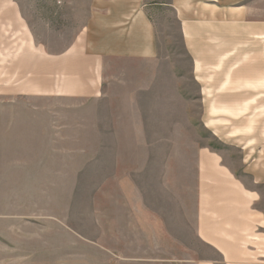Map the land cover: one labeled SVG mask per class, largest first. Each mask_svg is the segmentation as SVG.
I'll use <instances>...</instances> for the list:
<instances>
[{
  "label": "rangeland",
  "instance_id": "obj_1",
  "mask_svg": "<svg viewBox=\"0 0 264 264\" xmlns=\"http://www.w3.org/2000/svg\"><path fill=\"white\" fill-rule=\"evenodd\" d=\"M3 1L9 7L0 8V264H173L166 260L177 258L189 264L190 258H218L196 236L200 160L204 150L222 159L246 189L262 195L258 207L264 211V39L256 45L259 70L246 69L251 45L238 48L234 41L226 47L220 40H214L212 55L202 56L213 69L196 70L183 24L171 7L156 6L159 81L166 86L148 98L149 109H159V118L150 113L145 119L143 139L150 149L102 152L97 165L80 167L78 144L61 141L78 136L58 133L59 122L47 114L61 103L25 94L30 65L41 82L55 65L53 57L72 52L67 57L75 62L92 0ZM10 9L19 15L3 14ZM260 10L263 29L264 0ZM29 43L36 48L31 64L24 53ZM129 175L143 191L144 205L165 219L160 226L170 235L174 227L180 247L152 223L143 239L140 230L128 231ZM131 234L138 238L131 240Z\"/></svg>",
  "mask_w": 264,
  "mask_h": 264
},
{
  "label": "crops",
  "instance_id": "obj_2",
  "mask_svg": "<svg viewBox=\"0 0 264 264\" xmlns=\"http://www.w3.org/2000/svg\"><path fill=\"white\" fill-rule=\"evenodd\" d=\"M6 5L0 0V8ZM158 5L171 7L183 24L188 52L195 58L196 70L197 65L199 70L213 69L203 63L202 56L212 55L214 40H220L226 47L228 42L234 41L238 48L251 45L250 66L246 69H260L256 45L264 39L261 0H170L166 3L161 0H92L89 20L76 39L75 62L73 56L67 57L70 52L53 57L55 65L44 73L45 81L41 82L36 80L37 70L30 65L28 94H25L61 103L59 111L47 114L59 122L58 133L71 130L78 136L61 141L78 144L75 150L80 151V167L97 165L104 158L102 152L150 149L143 139L147 133L145 119L150 113L159 118V109L150 110L148 98L157 88L166 86L165 81H159L160 48L154 19ZM17 13V9H10L3 14L16 17ZM29 45L24 53L31 64L36 48L32 43ZM177 82L179 95L180 81ZM70 115L76 118V123H68ZM86 152L94 153L88 156ZM204 153L200 160L198 209L194 221L196 236L218 258H190L186 262L264 264V211L258 207L262 195L246 189L239 177L222 164V159L205 150ZM125 190L129 192L128 231L140 230L143 239V232L152 223L167 231L173 246L180 247L181 240L179 236L175 238L174 227L170 235V229L160 226L165 219L162 221L160 214L144 205L143 191L130 175L125 179ZM128 238H138V234L128 235ZM166 262L182 263L179 258Z\"/></svg>",
  "mask_w": 264,
  "mask_h": 264
}]
</instances>
